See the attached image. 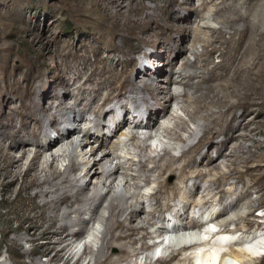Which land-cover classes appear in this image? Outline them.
Masks as SVG:
<instances>
[{
    "label": "bare ground",
    "instance_id": "bare-ground-1",
    "mask_svg": "<svg viewBox=\"0 0 264 264\" xmlns=\"http://www.w3.org/2000/svg\"><path fill=\"white\" fill-rule=\"evenodd\" d=\"M177 1L172 0L171 4ZM197 1L199 6L213 4L214 10L207 16H200L194 12L197 10L196 6L189 0H181L177 10L166 2L161 5L156 0H151L154 5L139 0H63L61 6L52 9L51 13L54 16L62 14L71 17L85 28H91L92 38L88 45L94 55L91 60L86 54L80 53V47L67 40L58 41L54 47L45 32L36 33L37 37H27L26 43L34 52L40 51L44 62L63 57L67 61V70L71 73L68 78L64 75L57 77L53 90H60L62 97L58 98L55 94V102L48 107H45L44 99L39 93L44 76L34 78V57L31 53L6 52L7 48L1 46L0 39L1 201H7L13 193L14 198L29 200L31 207L24 208L22 220L28 226L20 225L18 229L23 228L29 232L31 244L39 240L45 241L39 244L38 252L39 257L45 258L43 263L21 261L24 255L29 256L32 252L22 250V244L15 241L16 252L10 249L8 254L13 264H79L85 259L84 255H90L88 264H129L130 253L133 251L135 254L137 250L133 248L130 252L129 248L153 237V232H148L147 226L154 224V213L141 218L135 210H130L125 219L128 222H125L126 225L120 219L111 223L118 212L123 215L127 209L124 210L116 202L113 188L103 193L98 186L104 185L103 179L107 174L112 172L108 177L116 176L120 171V163L107 171L104 162L109 157H112L111 160L121 159V155H118L121 153L117 154L116 150L122 142L117 140L108 149L103 148L102 157L92 163L96 166L87 183L81 182V178L88 175L89 169L86 167L90 160L80 162L77 166L69 154L77 153L79 148L81 151L89 145L94 133L99 136L104 133L116 139L124 136L127 140L125 143L131 142L134 149L145 150L149 146L138 142V130L143 128L147 131L145 140L154 137L153 133L159 130L165 134L164 137L175 140V143L177 141V144L186 143V138L178 132L184 130L185 123L178 116H174V128L160 124V120L170 114L172 102L178 99L183 100L182 104L185 103L181 105V109L189 120L204 121L197 125L202 134L197 142L188 144L181 151V164H176L179 158L170 154L172 147H163V153L159 156L161 163L154 165L160 179L151 196L157 204L154 212H158L162 206L161 195L164 199L179 195V183L199 186L203 170H214L218 166L217 160L221 158L227 157L229 165L225 167L227 170H223L212 180L220 195L219 203L223 204L226 195L231 194V191L221 188L224 181L234 180V183L243 185V190L237 192L235 202L230 204L236 209L232 217H223L227 211L224 204L218 213L210 216L211 221L219 222V232L215 233L213 230L217 239L213 238V226L204 223L205 220L199 221L193 217L186 219L187 223H181L178 227V230H186L180 233L179 245L171 250L167 259H161L155 264H166L170 260L174 264H193L194 251L198 258L195 257L196 264H215L219 254L225 252L222 248L232 243L241 248L220 254L219 264L226 255L231 256L236 264H252V259L258 257L254 254L264 252V226L262 228L261 224H257L255 234L263 233L262 237H257L260 238L258 241H255V237H249L254 224L251 215L254 211H259V208H264V143L253 139L258 129L252 127L260 123L259 119L264 111L259 109L261 90L258 87L251 88L252 83L260 82L264 77V68L261 66L264 61V28L251 19L252 11L259 5L264 6V0H231L239 6L234 8L233 17L222 16L225 3L229 0ZM160 10L166 13L163 17L159 15ZM193 12L196 18L192 20L190 16ZM197 18L205 19L207 23L219 20L218 23L222 24L219 28L207 27L214 37L200 54L194 45L191 48L187 46L190 39L193 40L192 43L196 42L200 34L198 36L196 33L191 38V27L184 23V20L191 19L193 22ZM175 37L180 38L178 43ZM151 47H158L161 51L160 58L166 60L167 67L164 65L157 71V74L166 72L169 78L168 86L163 89L158 85L159 80L152 79V73L147 69V63L153 64L156 60V57H150ZM187 51L194 56L195 61L203 58H200L198 66V62L194 61V65L185 58L183 65L190 74L184 78L181 75L174 78V74L179 72L175 71L173 61L185 57ZM215 52L219 53L220 58L217 63H214L212 56ZM138 54L141 55L140 59L136 57ZM16 56L21 58V62L18 66H13ZM257 66H260L259 69L254 71ZM141 69L144 79L132 78L131 75ZM171 84H180L183 88L175 94L171 92ZM157 87L160 90L156 91ZM115 101V105L123 109V115L117 116L116 107L112 106ZM139 106L144 108L143 112L138 114V118L131 120L128 116L131 108L137 109ZM238 109L241 113L236 115L235 111ZM108 113L112 115L110 121H98V118H105ZM251 113L253 116L249 117ZM188 135L190 138L193 130ZM111 141L108 139V142ZM213 144L216 149L214 157L207 151ZM96 151L97 149L91 150L90 157ZM28 153L32 154V158L21 169L23 158ZM41 158L44 159L43 164H39ZM129 160L132 162L127 159ZM60 162L61 168H58ZM138 164L141 169L146 170L143 162L139 161ZM71 171L74 172L73 177L68 174ZM166 172L175 174L177 183H166L162 179ZM150 176L140 175L147 183ZM91 182L93 187L90 188ZM15 186L17 188H13ZM251 193L255 194L253 200L247 198ZM243 199L246 200L244 205L247 210L240 213V202ZM200 204L205 205L207 202ZM194 205L198 207L199 204L197 202ZM101 208L107 215L103 214ZM30 209L36 210V213L32 215ZM87 212H91L94 223L106 220L107 227L100 237L94 228L92 230L96 233L88 231L92 237L100 239L98 255L93 256L89 246L84 244L82 253L72 262L71 259L75 257L73 248L82 242L79 236L87 230V223L82 217ZM182 217L178 216L180 219ZM138 218L140 223L133 225ZM261 218L264 219V213ZM229 224L235 227L229 229ZM75 227H79V231ZM8 232L9 230L4 231V234ZM166 232L167 228L161 227L154 234L162 236ZM212 238L218 241L217 245L214 240L212 243ZM165 241H170L167 234ZM162 246L163 243L156 246L154 256L163 253L160 250ZM112 248L116 252H111Z\"/></svg>",
    "mask_w": 264,
    "mask_h": 264
},
{
    "label": "rangeland",
    "instance_id": "rangeland-1",
    "mask_svg": "<svg viewBox=\"0 0 264 264\" xmlns=\"http://www.w3.org/2000/svg\"><path fill=\"white\" fill-rule=\"evenodd\" d=\"M62 1L63 0H0L1 46H3L5 49L7 48L5 50L6 52H10L12 54H15V53H19V54L29 53L30 54L31 53V56L34 57V64H33L34 78L38 79L39 77L42 78L44 76L43 77L44 81L39 88V93L44 99L45 107H48L55 102L54 101L56 99L54 98L55 96L58 98L62 97V93L60 90H57V91L53 90L55 82L58 79L57 77H59L60 75H64L65 78H68L71 73L69 70H67V67H66L67 65L65 64L67 61L63 57L62 58L57 57V58L49 60L48 62H44L42 56L40 55V51L34 52L33 49L30 48L29 45L26 43L27 37L30 35L37 37L36 33L42 34L43 32H45V34L47 33L46 35L48 36V39L52 41L54 47L57 45L58 41L67 40V41H70L72 45L76 47H80V53L86 54L87 56H89L91 60H93V55H94L90 46L88 45V43L91 41V38H92V36L90 35L91 28H85L84 25L78 24L71 17H67L62 14L61 15L55 14L56 16H54L51 13L52 9L55 10L56 8H59L61 6ZM139 1L144 2L148 5L150 4L154 5L153 4L154 0L153 2H151V0H139ZM156 1L160 2V4L162 5L167 0L166 1L156 0ZM168 1L170 2L168 3ZM168 1L166 3L172 6L173 9L177 10L179 8L181 0L180 1L178 0L177 2H173L174 4H171L172 0H168ZM189 2L191 4L193 3V5L196 6L197 10H195L194 12L200 16L201 15L207 16L210 12H212V10H214V5L211 3L205 6H199V1L197 0H189ZM235 7H239L237 2H234L231 0L226 2L225 8L223 9V12H222V16L223 17H233ZM160 11L161 12H159V15L163 17L165 11L164 10H160ZM241 11L243 12L244 10H241ZM194 12L190 16L192 20L196 18ZM191 19L190 21L184 20V23H186V25L191 27L190 28L191 38L196 33H197L196 35L199 36L200 34V36L197 39L198 41L196 40V42H193V43H192L193 40L190 39L191 42L188 41L187 46L190 47L191 45H194L196 51L198 52V54H200L203 48L207 47L208 41H210L214 37V34H212L207 27L211 26L213 28H219L220 26H222V24L218 23L219 20L210 21L209 23H207L205 19L199 20V18H197L196 21H193V22L191 21ZM251 19H253V21L256 24L264 28V6L262 5L257 6L254 9V11H252ZM33 23H35V25ZM179 39H180L179 37H175L176 43H178ZM92 44H95V43L92 42ZM263 45H264V41H263ZM149 52L151 53L150 57H156L155 58L156 60L153 61V64L150 62L147 63V69H149V72L152 73L151 78L152 79L157 78L159 80L158 85L160 86V88L162 89L166 88L168 86V81H169V78L167 77L166 72L157 74V71L163 68L164 65L167 67L166 60L160 58L161 51L158 47L156 48L151 47L149 49ZM104 55H106V53H104ZM157 56H159V58H157ZM212 56H213L214 63H217L220 61L218 52L213 53ZM136 57L140 59L141 55L138 54L136 55ZM185 58L188 59L190 63H193L194 65H196V63L198 62L197 64L198 66L200 58L202 59L203 57H200L199 60L195 61L194 56L189 51H187L185 54V57H180L176 61L174 60L173 63H175V71L179 72V74L177 73L174 74V78L177 77L178 75H181V78H184V77H187L188 74H190V72L189 73L187 72L188 70L187 67L183 65ZM20 62H21V58L19 56H16L12 62V65L18 66ZM261 66H263L264 68V61L261 62ZM259 67L260 66H257L254 69V71H257ZM131 76L134 79L137 78V80H143L144 79L143 69H141V71L139 72L133 73ZM252 84H253L252 85L253 87L251 88L258 87L261 90L262 96L258 98L259 99L258 102L261 103V106L259 107V109L264 111V77H262L260 82H257V83L255 82ZM170 88H171L172 93L178 94L182 90L183 86L180 84H171ZM158 90L160 89L159 88L156 89V91ZM182 101L183 100L178 99L172 102V105L170 108L171 110H169L170 114L168 115L167 118L160 120V124L162 125L164 124L165 126L174 128L176 124V119H174V116L175 115L178 116L180 118V121H183L185 123L184 130H178V132L184 138H186L187 140L186 143L177 144V141L175 143V140H170L169 138L164 137L163 135L165 134H163V132L159 130L153 133L154 137L158 133L156 138L151 137L145 140V133L147 131L144 130L143 128V129L138 130L139 132L138 142H140L144 146H147V147L149 146L145 150L134 149L131 145V142L125 143L127 140L124 136H120L118 137V139H116V138H110V136L104 135V133L101 134L100 136L99 134L94 133L90 137L89 145H86V147H84L83 150L81 151H80L81 148H79L78 150L80 152L79 151L77 153L73 152V154L75 155L69 154V156L74 160L77 166L79 165L80 162H85L88 159L90 160V164H89L90 166L88 165L86 167V169H89L88 175H85L81 178V182L87 183L90 180L95 170L96 165L94 166L92 163L98 161L102 157L103 148L108 149L109 147L113 146L115 141L117 140L119 142H122L118 146L119 149L116 150L118 151L117 154L121 153V154H118V155H121V159L111 160L112 157H109L108 159H106L108 162L105 160L104 163L106 165L105 169L107 171H110L119 163L120 165H122L123 168L122 167L120 168V171H118L116 176L108 177L112 172L107 174L103 179V181L105 182L104 185L100 184L98 186L99 191L103 193H106L109 189L113 188L116 202L121 204L120 206L124 207V210L127 209L123 215H121V213L118 212L119 214L118 213L116 214V216L113 218V221L111 223L113 224L116 220L120 219L126 225V223L128 222H126L127 220L125 221V219H126L127 214L130 212V210H135L137 214L140 215L139 217L141 218H144L146 216L148 217V215L151 214L152 212L154 213V216H153L154 224L147 226L148 232L149 231L150 233L153 232V237L150 239L149 238L145 239L142 242L143 244L138 242V244L134 245L132 248H129V251L132 250L133 248L137 249L134 252L135 254H133V251L132 252L130 251L131 252L130 254L132 255L129 257V262H130L129 264H149V263L155 264V263H158V261H160L161 259H167L171 253V250L176 247L174 246V244L168 245L166 246V248H163V251L166 249L164 253H161L155 259L151 258L150 251L152 249H156L157 245L162 244L160 242L162 241L163 238H165V234L168 235L169 240L171 241L178 240L179 242L180 233H184L186 230L185 231L182 229L178 230V227L180 226L181 223H187L186 219L189 220L193 217L194 219L199 220V221L205 220V222L204 221L202 222L208 223L209 225L213 226L211 228L212 234L214 233V231L215 233L219 232L220 230L219 222L216 223V222L211 221L210 216L218 213L223 208V204H224L227 206V211L225 212V215H223V217L225 218H230V216L232 217L236 209L232 208L230 204L233 205L232 202H235V197H236L237 192L243 190V185L240 183H234V180L224 181V183H222L221 185V188L224 191H231V194L226 195V200L223 201V204L219 203L220 195L215 189L212 183V180L214 179V176L218 175L223 170H227V168L225 167L229 165V162L226 159L227 157L221 158L219 159V161L217 160L218 166L214 170L210 172L203 170L204 174H203L202 180L201 182L198 181L199 186L192 187L188 183H183L182 185L179 183V187L181 188L180 190L182 191V193L181 191H179L178 192L179 195H176L175 197L169 198V199H164V196L161 195L162 206L158 212L156 213L154 212L157 207V204L154 198H152L151 196L154 193V191H156L155 190L157 188L156 182L160 180L158 178L159 176H158L157 170L154 169V165L156 163H161L159 156L162 155L163 153V147H172L173 149L170 150V154H172L176 158H179L181 151L187 148L190 144L197 142L202 134L200 127H197V125L204 123V121L200 119H196L195 121L192 122L191 120H189V118L186 116L184 111H182L181 109L182 107L181 105L183 104L185 105L184 102L182 104ZM115 103H117V101H115L112 104L113 107ZM118 106L119 105L116 104L115 105L116 108L114 107L116 109L117 116L121 114L123 115L124 114L123 109ZM131 109L132 110L130 111L128 116L131 120H134L135 117H137L139 113L143 112L144 108L142 106H139L137 109H133V108ZM235 113L236 115H239L241 113V110L238 109L235 111ZM252 114L253 113H251L249 117H252L253 116ZM111 118H112L111 113H108L105 118H102V117L101 119L98 118V121L104 123V122L110 121ZM259 120H260L259 124L252 126L258 129L257 130L258 133L254 136L253 139L260 143H264V115ZM191 130H193V135L190 138H188L189 137L188 132H190ZM108 139L112 140L111 143L108 142ZM248 144H250V142H248ZM175 146H179L181 148L178 147L179 149L177 150ZM213 147H214V144L212 146H209L207 151L209 155H212L214 157L216 155L215 154L216 149ZM94 149H97V151L93 156L90 157L91 150H94ZM127 153H130V155ZM49 155L50 154H47V156ZM18 156L19 154L16 155V157ZM31 156H32L31 153H28V155L26 154L24 156L23 161L21 163V169H23L25 165L29 163L30 159L32 158ZM127 159H131L132 162L130 160L127 161ZM109 161H111V163ZM139 161L145 164L146 166L145 169L148 172L139 167V164H138ZM182 161L183 159L179 158V162H176V164H181ZM43 162H44V159L41 158L39 160V164L41 163L43 164ZM65 163H67V161H65ZM60 165H61V162L58 163V166H59L58 168H61ZM68 174L70 177L74 176V172L72 171L68 172ZM140 175H143V176L151 175L149 183H147L146 181H143L144 177H140ZM114 177H116L115 180H114ZM162 179L168 184L177 183L176 175L170 172L164 173L162 175ZM181 186H184V187H181ZM89 187L90 188L93 187L92 182H91V185H89ZM13 188H17V186ZM32 192L33 191H30V193ZM1 194H2V188H0V202H1L0 203V264H13L8 254L10 253V249L13 252H16L15 241L17 240H18L17 242L22 244L21 245L22 250L32 252L29 256L24 255L21 261L25 263H30L32 261H37L39 263L45 262L44 257L38 256V252L40 250L39 244L44 243L45 241L39 240L38 242H35V244H31L30 239H32V237L30 236L29 232H26L23 228L18 229L20 225L24 227L28 226V223L23 222L22 220H23V216L25 212L24 208L31 207L30 201L24 198H20V197L14 198L13 197L14 193H13L11 196H9V199H7V201L2 202ZM247 198L253 200L255 198V194L251 193L249 197ZM187 201H190V203ZM245 201L246 200L243 199L240 202V207H239L240 213H244L247 210L246 206L244 205ZM197 202L199 204L198 207L194 205V203H197ZM201 202L202 203L207 202V204L201 205L200 204ZM32 209H30L31 214L34 215V213H36V210H32ZM101 211H103L104 215H107L105 213L106 211L102 210V208H101ZM263 213H264V208H259V211L257 212L254 211V214L251 215L250 218L254 219V224L253 226H251V233L249 237L250 236L252 237L250 238L254 239L255 237L254 234L256 232L255 230L258 227L257 224H261L260 227L264 226L262 224L264 223V219L261 218V215ZM180 215L183 216L182 217L183 220L182 218L181 219L178 218V216ZM72 217H74V215H72ZM82 217L85 223H87L86 224L87 230H85L84 232L85 234L83 233L79 236L82 242H80L79 244L77 243V245L73 248V254L75 255V257L72 258L73 260L71 259L72 262L82 253L84 244L89 246L90 252L93 256L98 255L99 247H100V243H99L100 239L92 237L90 232H94L92 230L94 228L97 232V233L96 232L94 233H96L100 237L101 233L105 231L107 227L106 224L108 223L106 220H102V222L97 221V223H94V221L92 220L93 216H91V212H87L83 214ZM186 217H189V218H186ZM162 219H165V220L163 221ZM139 223H140V218L134 221L133 225H137ZM242 225L243 224H241V226ZM161 227L167 228V232L163 234L162 236L161 235L159 236V234L158 235L154 234L155 232H158L159 229H161ZM234 227L235 225L233 224L228 225L229 229H233ZM7 230H9V232L7 234H4V231H7ZM75 230L79 231V227H75ZM215 233H214L213 238L217 239V237L215 236L216 235ZM226 236H228V234ZM213 238H212V243H214L215 241L214 244L217 245L218 241H216V239H213ZM244 244H246V242ZM240 248L241 246L232 243V245L224 246V248L222 249H224L225 252H222L223 250L221 252L222 253L232 252L233 249H240ZM110 251L114 253L116 252V249L112 248V250ZM246 251L248 252V250ZM195 254L194 256L197 258V255ZM220 254L217 258V261H219ZM83 257L85 259H82V261L79 264H88L90 255H87V257L86 255H84ZM195 257L193 258V264L198 259V258L195 259ZM224 258L233 260V258L228 255H226ZM254 259H252L251 261L252 264H264V256H261L260 258L257 257ZM222 261L223 259L221 260V262ZM166 264H174V261L170 260Z\"/></svg>",
    "mask_w": 264,
    "mask_h": 264
},
{
    "label": "clouds",
    "instance_id": "clouds-1",
    "mask_svg": "<svg viewBox=\"0 0 264 264\" xmlns=\"http://www.w3.org/2000/svg\"><path fill=\"white\" fill-rule=\"evenodd\" d=\"M178 245H179V244H178ZM174 246H177V245H174ZM152 250H153V249H152ZM152 250H151V251H152ZM151 251H150V252H151ZM262 256H264V255H262ZM260 257H261V256H260ZM218 264H219V263H218ZM234 264H236V262H235V261H234Z\"/></svg>",
    "mask_w": 264,
    "mask_h": 264
}]
</instances>
